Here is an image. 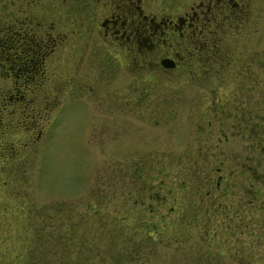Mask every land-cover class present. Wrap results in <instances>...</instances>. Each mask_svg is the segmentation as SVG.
Returning <instances> with one entry per match:
<instances>
[{"label": "rangeland", "instance_id": "obj_1", "mask_svg": "<svg viewBox=\"0 0 264 264\" xmlns=\"http://www.w3.org/2000/svg\"><path fill=\"white\" fill-rule=\"evenodd\" d=\"M254 4L221 56L209 48L182 70L111 56L89 66L87 54L71 83L61 66L40 83L0 79V264H264V0Z\"/></svg>", "mask_w": 264, "mask_h": 264}, {"label": "flooded vegetation", "instance_id": "obj_2", "mask_svg": "<svg viewBox=\"0 0 264 264\" xmlns=\"http://www.w3.org/2000/svg\"><path fill=\"white\" fill-rule=\"evenodd\" d=\"M160 5L153 9L150 0H0V79L44 82L50 66L51 73L62 67V77L71 83L86 74L87 54L89 66L111 56L133 71L150 65L182 70L184 61L205 60L210 49L221 56L228 25L255 6L254 0H196L188 9L165 12ZM22 84L13 94L21 100Z\"/></svg>", "mask_w": 264, "mask_h": 264}]
</instances>
